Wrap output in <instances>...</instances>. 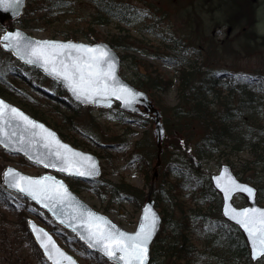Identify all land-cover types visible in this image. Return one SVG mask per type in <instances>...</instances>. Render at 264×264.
Listing matches in <instances>:
<instances>
[{"label": "trees", "instance_id": "16d2710c", "mask_svg": "<svg viewBox=\"0 0 264 264\" xmlns=\"http://www.w3.org/2000/svg\"><path fill=\"white\" fill-rule=\"evenodd\" d=\"M84 1L93 5V11L87 14L88 17H77V19L73 17L79 14V11L75 10V0H29L22 16L14 21L23 28L51 25L53 21H56V24L67 22L69 23L67 26L48 31L49 35L73 39L82 37L88 41L103 39L114 48L129 49L131 41L128 32H109L102 37L94 32L90 24L107 25L113 21L118 24L131 23L142 15L141 10L127 0ZM207 2L213 4L215 10L219 8L224 17L231 12V0H216L214 3L207 0ZM82 22L87 23L86 27L84 25L78 27ZM7 24L9 22L0 24V28ZM168 39L173 42L170 48L183 45L181 38ZM185 50L184 46L181 49L182 54ZM7 53L9 57L13 56L11 52ZM196 53L200 54L197 51ZM212 56V53L207 54V59H202L198 64L189 61L179 65L173 80L159 69L146 67L145 70L141 69L134 55L120 54L121 59L129 60L130 73L126 77L135 86L148 93L161 113L165 135L172 137V140L167 137L168 153L160 154L161 162L166 164V169L158 178L150 170L144 154L139 151L145 146L143 139H137L133 143V157L143 162L141 170L144 185L138 187L123 178L116 182L104 179L112 200L121 201L129 198L136 205H140L145 199L146 188L154 198L163 221L151 246L149 264H193L211 258L222 264H238L239 260L245 264H253L249 259L241 231L237 226L228 224L219 212L220 195L212 187L209 179L210 171L202 168V161L210 160L212 156L221 154L224 149L235 152L247 150L250 158L245 162L252 163V168L259 167L264 176V74L238 73L217 68L209 59ZM182 58L184 59L183 55ZM161 61L173 63L175 56H163ZM15 72L20 77L23 75L44 98V109L38 107L40 98L29 95L23 88L8 82L0 74L2 97L53 127L75 146L98 148L102 145L92 133L84 131L77 124L76 109L68 111V107L71 103L80 104L72 101L61 86H59L60 91L52 92L50 88L41 86V83H34L32 81L34 76L30 72L26 73L24 70ZM171 86L175 87V102L166 104L161 94ZM62 94L66 99L61 97ZM88 106L90 105L86 107ZM117 116L123 117L120 114ZM147 131L145 130L144 133ZM86 136L90 142L83 139ZM110 147L112 150L117 148L115 144ZM224 160L229 162L228 158ZM244 166L251 167L247 164ZM235 171L239 172V170ZM170 175L173 179H169ZM251 175H245L241 179L255 180L259 184L258 189L264 188V184L260 185L259 179ZM179 178L186 182L181 185ZM100 180L101 178L97 179ZM69 186L77 191L74 182H70ZM183 189H188L191 193L189 204L179 197ZM97 193H100L99 190ZM14 196L23 199L19 194L14 193ZM11 201L7 190L0 182V204L19 215L18 223L29 237L36 256L44 264H49L30 236L23 212ZM39 218L49 230L75 250L73 242L76 238L72 232L60 228L45 211ZM193 235L202 239L200 250ZM79 243L85 253L101 264H116ZM209 244L217 246L216 250L219 253H214L215 251L208 253Z\"/></svg>", "mask_w": 264, "mask_h": 264}, {"label": "rangeland", "instance_id": "374dc122", "mask_svg": "<svg viewBox=\"0 0 264 264\" xmlns=\"http://www.w3.org/2000/svg\"><path fill=\"white\" fill-rule=\"evenodd\" d=\"M127 1L137 7V9H140L142 15H138L139 17L131 23L118 24L113 21L107 25L90 24V26L97 35L102 37L109 32H128L130 34L129 41H131V44H129L130 48L127 50L117 48V51L119 54L126 53L128 55H134L141 69L156 68L175 80L174 76L177 74L179 65L186 64L189 61L198 64L202 59H207V54L212 53L213 56L209 59L214 62L213 64L217 68L229 69L238 73L264 74V0H231V12L225 17L222 16L223 13L220 12L219 8L215 10L216 7H213L214 5L208 3L207 0ZM209 1L214 3L216 0ZM74 6L75 10L79 11V14L73 15L75 19L77 17L87 16V14L93 11V5L84 0H75ZM15 24L20 26L18 23ZM68 24L67 22L56 24V21H53V24L46 25L47 27L44 25L28 26L24 29L35 37H52L48 31L67 26ZM86 24L82 22L78 24V27L81 28L82 25L86 27ZM1 30H3L2 27L0 28ZM55 37L61 38L59 36ZM170 37L181 38L183 45L170 48L173 44L168 39ZM80 39L86 40L82 37ZM184 46L186 50L182 54L181 49ZM194 50L200 52V54L198 53L197 55ZM168 55L175 56L173 63H164L161 61L163 56ZM16 70H24L26 73H32L34 76L32 79L33 82L41 83V86L44 85L50 88L49 90L52 92L57 93L61 90L59 85L53 83L48 77H43L42 74H38L32 69L24 67L13 56L9 57V54L3 51L0 46V74L8 82L23 88L29 95L40 98L39 106L38 104L37 106L43 110L45 107L44 98L40 93H37V90L30 83L22 80L15 72ZM120 72L125 77L129 76L128 59L121 61ZM161 95L166 104L174 103L175 87L171 86ZM61 97L66 99L64 94ZM74 109L77 112V124L84 131L92 133L102 145H105H101L98 148L76 146L98 155L102 169L101 180L90 183L68 178L58 172L55 173L63 176L69 183L74 182L77 187V194L88 204L97 210L105 212L124 229L133 230L140 212V205L143 201L140 205H136L129 198L121 201L112 200L110 192L104 184V179L116 182L123 178L135 186L141 187L144 185L141 170L143 162L139 158L133 157V143L137 139H143L145 143V146L139 149V151L146 157L151 171L154 167L155 177L158 178L165 171L166 164H162L161 159H159L158 164H154L156 147L154 146L155 141L152 133L153 122H150L146 118L143 119L135 113H121L117 107H86L71 103L68 111H73ZM119 114L123 117H118L117 115ZM145 130L148 131L144 133ZM167 137L169 140H172V137L167 134L165 135V133L160 139L159 147L161 154L164 152L168 153ZM63 139L71 143L70 140ZM83 139L90 142L87 136L83 137ZM120 143L122 144L120 145ZM112 144H115L117 148L112 150L110 147ZM224 158H228L229 162L224 160ZM248 158H250V154L247 150L235 152L224 149L221 154L212 156L210 160H203L202 168L207 169L210 173L217 172L220 164L226 162L231 165L235 173V170H239L237 173L238 177L241 178L245 175L252 174L251 176H255L256 179H259L260 185H263L264 176L260 172L259 167L252 168V163L245 162ZM6 164H12L29 174H39L43 171L53 172L44 169L40 165L29 163L20 155L9 153L0 148V178L1 171ZM245 164L251 165V167L244 166ZM180 178V183L183 185L186 181ZM169 179H173V176L170 175ZM247 181L257 188V203L264 205V188L258 189L259 184L255 180ZM97 190L100 193H97ZM147 190L148 188H146V192ZM14 193L7 190V194L13 203L23 212L25 220L27 217H33L44 226H47L39 219V216L44 214L43 210L27 198L18 199L14 196ZM181 193L179 196L180 199L186 201V204H189L191 194L189 190L183 189ZM233 203L237 206L243 205L246 203V198L243 194H236L233 197ZM18 219L19 215L16 212L0 204V264H44L36 256L30 245V239L22 229L21 224L18 223ZM56 238L60 245L77 258L80 264H101L92 256L85 253L84 248L80 246L78 241L75 240L73 242L75 247V250H73L60 237L56 236ZM193 239H195L196 246L200 250L202 247L201 244L203 243L202 239L196 238L195 235H193ZM212 245L209 244L208 253H211V251L212 253L214 251V253H219L216 250L218 247ZM193 264L222 263L211 258V260L202 259ZM238 264L245 263L239 260ZM254 264H264V256Z\"/></svg>", "mask_w": 264, "mask_h": 264}, {"label": "water", "instance_id": "95a60500", "mask_svg": "<svg viewBox=\"0 0 264 264\" xmlns=\"http://www.w3.org/2000/svg\"><path fill=\"white\" fill-rule=\"evenodd\" d=\"M25 3L26 0H18V2L13 0L8 10L0 8V22H3L5 19L17 18L22 13ZM15 33H20L23 39L19 41L16 39L5 41L3 39L4 36L9 34L14 35ZM29 42L32 44L37 42H55L58 44L83 45L90 48L101 49L107 53L108 61V63L102 64L101 68L104 71H108V65L111 64L112 73L115 77V79L110 78L107 81L109 88L117 90L124 88L128 91L126 93L118 91L116 95H112L111 92H109L107 95H96L90 98H86L83 95H78L72 90L69 81L53 72L51 70V66H45L42 61H37L34 63L28 62V58L23 52V46ZM0 45L4 50L11 51L13 55L23 64L36 68L52 80L56 81L62 88H64L72 100L82 105L110 107L112 104L117 102L119 108L121 109L131 112L137 111L142 114L150 115L154 124L153 133L155 135V141L158 151L160 150V139L164 135L163 125L160 120V112L144 90L135 87L123 76H121L119 73V53L108 42L102 39L90 42L80 38H40L29 34L24 28L20 26L11 24L0 32ZM69 55L74 57L76 55L84 56L85 54L82 52H71ZM60 59H65L67 62H71L70 60H67V55L60 57ZM0 101H3L4 104V107L0 109L1 148L5 149L9 153L22 155V157L31 163L38 164L48 170L57 171L73 178L91 180L101 174V166L99 163V158L96 154L72 145L70 142L64 140L53 127L30 115L21 107L13 102H10L1 95ZM139 106H142V109L139 108ZM10 109H16L17 113L22 114V116L12 113ZM23 117H26L27 119L25 120ZM32 123H34L36 127H33ZM64 146H66L68 151H66ZM57 153H60V155H57ZM71 153H76L77 155L72 158L73 162L71 166H69L67 170L61 171L60 169L66 166L63 157L66 155L70 156ZM45 165L48 166L46 167ZM92 165H95V168H93ZM9 170H12V172L15 174L23 175L24 177H29L32 179L50 177L51 179L45 180V183L49 186H52L53 188H59L61 195L55 199H47L43 200V202H37L36 199H33L31 196L23 192H20L18 188L12 186L14 179L13 175L9 174ZM77 170L84 171L85 173L90 172L91 175H78L76 174ZM210 180L213 187L220 193V212L222 216L240 228L247 241L250 258L252 261H256L262 255H264L261 254L258 243L254 245L253 240L249 236L248 232L240 224H238L236 220L231 218L233 209L236 211H242L246 208L264 210V205H260L256 202V187L247 181L239 179L234 174L231 166L228 163H222L218 169V172L211 173ZM1 182L5 188L21 194L25 198L34 202L37 207L44 209L54 222L70 230L75 235V237L88 249L97 252L107 260L117 264H123V261L119 260V252H117L114 257L110 258L105 254L101 245H95L91 247L89 246V241L87 239L89 230L93 229V226L98 224L101 228L106 230L110 229L116 233L123 232L127 235H134L139 231L140 224L143 223L146 226V229L151 231L150 238L148 239L146 245L147 257L145 260V264H149L151 256V244L158 234L162 222V217L157 211L154 205V200L150 197L149 193L147 194L144 203L140 207V213L134 230H126L114 220H112L107 214L95 209L85 200H83L75 191L70 188L68 182L63 177L58 176L55 173L44 171L39 174H29L12 164H6L1 171ZM61 185L62 187H60ZM241 187H246L252 191L251 193L248 191H241ZM225 188H228L229 190L225 191ZM236 193H242L246 196L247 203L245 205L236 206L233 204L232 198ZM26 228L29 231L33 241L41 251L42 256L49 262V264H54V261L49 259L48 251H46V249L41 246L42 243L48 242L49 237L54 243L55 248L58 249L60 253H63V256H57L55 251L52 250V246L49 245V250L53 251V255L56 257V259L60 260V264H69V260L64 259L65 256L70 257L74 264H80L73 254L68 252L59 244L53 233L35 218L28 217L26 219Z\"/></svg>", "mask_w": 264, "mask_h": 264}, {"label": "snow or ice", "instance_id": "6c2138e0", "mask_svg": "<svg viewBox=\"0 0 264 264\" xmlns=\"http://www.w3.org/2000/svg\"><path fill=\"white\" fill-rule=\"evenodd\" d=\"M13 0H0V8L8 10ZM18 2V0H15ZM5 41L16 39L17 41L23 39L20 33L9 34L3 37ZM23 52L28 58L29 63L42 61L45 66H51V70L58 76H62L65 80L69 81L72 90L78 95H83L86 98H90L96 95H107L111 92L112 95H116L117 92L126 93L128 90L121 88L110 89L107 81L115 79L112 73V65H108V71H104L101 65L108 63L107 53L98 48H90L83 45L72 44H58L55 42H37L32 44L26 43L23 46ZM77 52L84 53V56L76 55L71 56L69 53ZM65 59L60 57L66 56ZM119 98V97H118ZM4 107L3 101H0V109ZM12 113L22 116L17 113L16 109H10ZM25 120L26 117H23ZM33 127H36L32 123ZM66 151L67 148L64 146ZM60 155V153H57ZM77 154L71 153L70 156H64L65 167L61 168V171L67 170L72 164V158ZM46 167L48 165H45ZM55 166V165H53ZM95 168V165H92ZM9 174L13 175L14 183L12 186L18 188L20 192H23L37 202H43L47 199H55L59 197V188H53L45 183V180L51 179L50 177L41 179H32L24 177L23 175L15 174L12 170H9ZM71 174V173H70ZM78 175H91L90 172L76 171ZM62 187V185L60 186ZM228 191V188L224 189ZM241 191H248L251 193V189L241 187ZM47 206V205H45ZM227 214V213H226ZM232 219L236 220L252 238L254 245L258 243L261 254H264V210L256 208H246L242 211H236L233 209ZM151 231L146 229V226L142 223L139 226V231L134 235H127L123 232L116 233L100 227V225H94L93 229L88 232L89 246L101 245L103 251L107 256L114 257L117 252L120 253L119 260L123 261V264H145L147 257V241L150 238ZM83 238V237H82ZM49 245L52 246V250L55 251L57 256H63L58 249L55 248L51 238H48L47 243H42L41 246L48 251L49 259L54 261V264H60V260L56 259L53 255V251L49 250ZM69 260V264H74L70 257H64Z\"/></svg>", "mask_w": 264, "mask_h": 264}, {"label": "flooded vegetation", "instance_id": "af4514ba", "mask_svg": "<svg viewBox=\"0 0 264 264\" xmlns=\"http://www.w3.org/2000/svg\"><path fill=\"white\" fill-rule=\"evenodd\" d=\"M21 16H22V15H21ZM21 16H19V17H21ZM19 17H18V18H19ZM18 18H17V19H18ZM9 21H10V20L6 19V20H4L3 23H5V22H9ZM21 76H22L21 78L25 79L23 75H21Z\"/></svg>", "mask_w": 264, "mask_h": 264}]
</instances>
